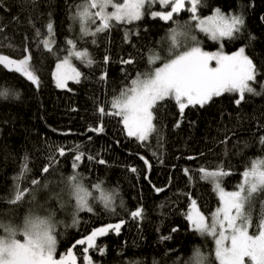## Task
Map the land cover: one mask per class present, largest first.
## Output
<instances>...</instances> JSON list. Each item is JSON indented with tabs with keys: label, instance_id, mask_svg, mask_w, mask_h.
I'll return each instance as SVG.
<instances>
[{
	"label": "trees",
	"instance_id": "16d2710c",
	"mask_svg": "<svg viewBox=\"0 0 264 264\" xmlns=\"http://www.w3.org/2000/svg\"><path fill=\"white\" fill-rule=\"evenodd\" d=\"M83 3L84 0L0 2V53L21 59L28 54L27 48L39 78L37 87L21 73L0 65V90L10 93L7 98L0 97V221L18 226L30 210L51 213L57 220V257L95 228L125 221L119 233L109 230L97 237V248L87 253L92 264H188L196 248L205 255L214 254L213 238L196 231L186 214L192 200L206 217L221 204L213 183L201 178V167L215 169L222 165L230 172L223 177V186L235 190L251 162L264 157V144L260 143L264 136V0H201L196 13L207 17L220 9L243 17L240 31L232 38H224L223 48L227 52L245 49L255 66L256 80L251 82L255 92H246L239 104L237 92H225L203 106L189 105L182 114L174 99H166L154 113L157 131L146 142L128 136L120 117L101 116L98 108L104 106L106 111H112V98L129 87L137 73L160 66L161 60L149 64L153 53L165 60L170 58L171 30L178 21L192 22L199 42L197 45L192 40L185 46L178 33L182 49L193 44L206 51L220 47L219 43L197 29L187 0L185 9L174 14L172 20L152 17V11L170 10L152 4L146 6L141 20L113 21L110 29L95 37H82L73 28L72 14ZM49 22L54 32L51 51L42 43L48 39ZM72 37L77 47L89 50L95 63L89 66L76 62L81 73L79 82L70 80L68 88H59L53 72L68 53L70 45L66 42ZM105 56L109 57L107 62ZM128 59L133 63L121 62ZM105 73L106 78H102ZM101 124L102 132L93 131ZM74 145L85 153L76 169L72 168L75 153L67 151ZM56 146H65L66 155L57 154L59 163L42 175L50 150ZM89 156L95 159L89 160ZM26 157L31 172L21 186L29 187L30 180L36 178L47 187L36 192V203L26 197L12 205L7 200ZM186 168L191 170L187 174ZM74 173L80 174L91 194L94 192L90 196L94 209L91 213L81 210L65 214L60 204L70 194L67 178ZM97 183L114 195V211L104 207L98 190L93 189ZM262 202L264 192L257 194L253 202L254 223ZM137 208L143 209V215L133 219L130 212ZM86 246L73 248L77 264H84L82 253ZM211 264H216L214 259Z\"/></svg>",
	"mask_w": 264,
	"mask_h": 264
},
{
	"label": "snow or ice",
	"instance_id": "6c2138e0",
	"mask_svg": "<svg viewBox=\"0 0 264 264\" xmlns=\"http://www.w3.org/2000/svg\"><path fill=\"white\" fill-rule=\"evenodd\" d=\"M187 2L191 5L188 9L193 14L191 19L197 21L196 26L213 40L223 37L232 38L244 24L242 16H225L220 9H216L213 16L201 19L196 15L201 0H187ZM185 3L186 0H84L83 4L77 6L73 18L80 21L82 37H95L98 33L110 29L113 26V21L132 23L141 20L146 5L159 4L162 8H170L167 11L151 12L152 17L168 21L173 19L174 14L185 9ZM109 8L112 9L111 12L108 11ZM97 20L100 21L99 25L95 31H91L89 23L95 24ZM47 29L48 39L43 40L42 43L45 48L51 51L52 43H54L51 22L47 24ZM171 32L173 50L170 52V58L165 60L153 53L149 57V64L161 60V66L148 72L137 73L136 78L131 80V85L112 98L110 102L112 111H106L104 106L98 108L101 116L120 117L128 136L136 137L141 142L148 141L150 136L156 133L157 128L153 122L155 120L154 113L158 110L159 104L166 99H174L182 114L189 105L203 106L213 97H218L225 92H238L237 104L244 99L246 92H255L249 83L256 80L255 66L252 60L245 55L243 47L231 55L224 54L222 50L206 52L199 46L178 50L180 48L177 41L178 33L175 29ZM37 35H40L39 30H37ZM128 35V33L125 34L126 39ZM191 39L197 45L199 44L195 36ZM95 42L93 39L92 43ZM66 43L71 48L68 49V55L56 65L54 73L56 85L60 88L66 87L68 80L79 82L81 73L71 66V58L75 57L85 61L89 66L95 63L86 49L76 50L77 45L73 40H67ZM25 52L28 54L21 59H12L0 53V65L21 73L38 87L39 78L31 64V53L27 48H25ZM104 60L107 62L109 57L105 56ZM213 61H215V66L212 65ZM121 62L131 64L133 60L128 59ZM106 75L105 73L102 78H106ZM9 95L8 90H0V97L7 98ZM16 95L18 96V93ZM93 131L102 132V124ZM260 143L264 144V136L260 138ZM50 151L48 164L41 170L42 175L48 173L50 168L59 163L57 154L60 157L66 155L65 146H56ZM67 151L75 153L72 168H78L85 153L80 151L79 145H74ZM88 159L95 158L89 156ZM189 159L194 158L189 157ZM98 162L105 163L103 160ZM145 164H148L147 160H145ZM132 171H136V169L133 168ZM184 171L187 174L191 170L186 168ZM30 172L26 157L20 172L14 177L12 195L7 200L9 204H19L26 197H31V201L36 203V192L40 188L47 187L46 183L42 184L36 178L30 180L29 187H22V183L28 180ZM199 172L201 178L213 183L215 189L220 193L221 206L210 217H206L197 207L196 201H191L190 210L186 214L187 219L201 235L211 236L215 247L214 254L208 255L196 248L188 264H211L212 259L216 264H264V202L261 203L260 213L255 223L252 213L255 196L264 192V158L253 160L251 167L243 172V180L237 189L230 192H225L222 187L223 177L230 175V172L226 171L222 165L217 166L214 170L201 167ZM67 179L75 195L77 210L86 209L87 212H93L94 209L89 200L92 194L84 187L80 174L74 173ZM93 187L101 191L100 199L104 207L114 211L112 207L114 195L104 193L100 183ZM157 191H162V189H157ZM95 198L93 197V199ZM120 206L124 208L122 200ZM142 215V208L130 212L133 219L141 218ZM73 222L77 223L75 218ZM124 223L125 221L120 220L116 224L95 228L89 235L76 240L65 254L59 255L57 258L58 240L51 213L40 215L38 212L30 210L18 226L0 221V264H77V256L74 254L73 248L85 244L87 246L83 247L82 260L84 264H92V258L87 253L89 249L97 248V237L104 236L109 230L119 233ZM250 229H252L251 233ZM163 239L167 240L170 237H163ZM99 251L103 252L104 249L99 248Z\"/></svg>",
	"mask_w": 264,
	"mask_h": 264
},
{
	"label": "rangeland",
	"instance_id": "374dc122",
	"mask_svg": "<svg viewBox=\"0 0 264 264\" xmlns=\"http://www.w3.org/2000/svg\"><path fill=\"white\" fill-rule=\"evenodd\" d=\"M147 6V5H146ZM146 6H145V8H146ZM145 8H144V12H145ZM93 11H95V9H93ZM108 11L109 12H111L112 11V9L111 8H109L108 9ZM216 12V11H215ZM215 12L214 13H212V14H210L209 16H213L214 14H215ZM221 13L222 14H224L225 16H232V15H235L234 13H228V12H222L221 11ZM75 14H76V12L75 13H73L72 14V19H73V24H74V26L75 27H73L74 28V30L76 29V31L78 32V34H81V24H80V21H79V19H74L73 17L75 16ZM209 16H207V17H209ZM237 16V15H236ZM201 19H203V18H205V17H200ZM99 23H100V21L99 20H97L96 21V23L95 24H92L91 22L89 23V28H90V30L91 31H95V28L99 25ZM197 29H199L198 27H197ZM175 30H176V33H179L180 35H181V37H182V42H183V44L185 45V46H187L191 41H192V39H191V37H193L194 36V33H193V31H194V28H193V25H192V22H190V21H188V20H184V21H181V22H179L178 21V23H177V25H176V27H175ZM200 30V29H199ZM203 32V31H202ZM205 33V32H204ZM207 34V33H206ZM208 35V34H207ZM224 38H227V37H223V38H221V39H219V40H217L218 41V43H219V46L220 47H218V48H215V49H207L206 50V52H219V51H223V53L224 54H226V55H231L233 52H236V51H233V52H227L224 48H223V46H224V44H223V39ZM70 40H73L74 42H75V38L74 37H72V38H70ZM177 41H178V43H179V45H180V48L178 49V50H187V48L185 47L184 49H182V45H181V42H180V40L179 39H177ZM76 43V42H75ZM173 45V44H172ZM193 46H195V45H193V44H191L190 46H189V48L190 47H193ZM70 48H71V46H70ZM69 48V49H70ZM87 50V52L90 54V52H89V50L87 49V48H79V47H77L76 48V50H80V51H82V50ZM238 51V50H237ZM68 55V53L62 58V59H60L58 62H57V64L58 63H60V61L61 60H63L66 56ZM246 55V54H245ZM76 62H80V63H84V64H87L85 61H82V60H78V59H76L75 57H73V58H71V60H70V63H71V66L72 67H74V68H76V70L77 71H79L80 72V70L78 69V67L76 66ZM56 64V65H57ZM212 65L213 66H215V61H213L212 62ZM161 66V65H160ZM159 67V66H158ZM56 72V67H55V69H54V72H53V78H54V82H55V84H56V80H55V77H54V73ZM69 81L70 80H68L67 82H66V84H67V86L66 87H64V88H68L69 87ZM250 83V85H251V82H249ZM252 86V85H251ZM60 88V87H59ZM238 93V92H237ZM239 94V93H238ZM154 122V121H153ZM127 131V130H126ZM260 158H264V157H260ZM258 159V158H257ZM256 160V159H255ZM251 167V166H250ZM209 170H214V169H209ZM82 183H83V181H82ZM83 185H84V187L85 188H87L88 189V191L91 193V190L88 188V187H86L85 186V184L83 183ZM214 185V184H213ZM222 187L224 188V190H225V192H230V191H234V190H228V189H226L224 186H223V184H222ZM93 189H94V187H93ZM102 189V188H101ZM103 190V189H102ZM236 190V189H235ZM69 191H70V194L66 197V198H63V199H61L60 200V204H61V206L62 207H64L63 208V210L65 211L64 213L65 214H67V213H70V214H77V213H79V211H81V210H77V206H76V200H75V195H74V193H73V191H72V189L69 187ZM105 191H106V193H111V191H107V190H105V188H104V190H103V192L105 193ZM217 191V190H216ZM96 192H97V189H96ZM98 192H99V194L101 195L102 193H101V191L100 190H98ZM93 191H92V195H93ZM217 193H218V196L220 197V193L217 191ZM112 194V193H111ZM91 195V196H92ZM90 198L91 197H89V200H90ZM70 202H71V205H72V203H74V206H71L70 205ZM91 203V202H90ZM91 205H92V203H91ZM220 206H221V204H220ZM219 206V207H220ZM86 210V209H85ZM40 215H47V214H42V213H39ZM53 217V216H52ZM53 220H54V223H55V229H56V226H57V220H55L54 218H53ZM210 222V221H209ZM251 231H252V229H250V233H251ZM19 238V237H18ZM57 258H59V257H57Z\"/></svg>",
	"mask_w": 264,
	"mask_h": 264
}]
</instances>
